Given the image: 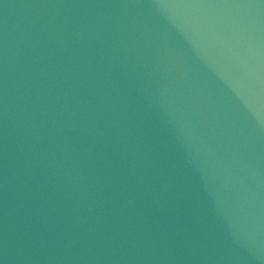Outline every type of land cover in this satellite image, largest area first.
Masks as SVG:
<instances>
[{"label":"water","instance_id":"95a60500","mask_svg":"<svg viewBox=\"0 0 264 264\" xmlns=\"http://www.w3.org/2000/svg\"><path fill=\"white\" fill-rule=\"evenodd\" d=\"M0 264H264V0H0Z\"/></svg>","mask_w":264,"mask_h":264}]
</instances>
